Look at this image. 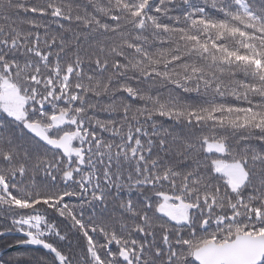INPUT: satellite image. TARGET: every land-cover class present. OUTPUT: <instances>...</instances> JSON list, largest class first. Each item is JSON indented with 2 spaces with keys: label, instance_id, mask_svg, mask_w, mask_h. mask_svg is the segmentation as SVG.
I'll use <instances>...</instances> for the list:
<instances>
[{
  "label": "snow or ice",
  "instance_id": "6c2138e0",
  "mask_svg": "<svg viewBox=\"0 0 264 264\" xmlns=\"http://www.w3.org/2000/svg\"><path fill=\"white\" fill-rule=\"evenodd\" d=\"M0 264H264V0H0Z\"/></svg>",
  "mask_w": 264,
  "mask_h": 264
}]
</instances>
